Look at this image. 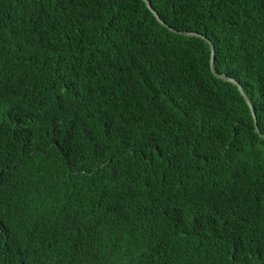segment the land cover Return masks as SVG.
<instances>
[{
	"label": "trees",
	"instance_id": "obj_1",
	"mask_svg": "<svg viewBox=\"0 0 264 264\" xmlns=\"http://www.w3.org/2000/svg\"><path fill=\"white\" fill-rule=\"evenodd\" d=\"M149 2L264 135V0ZM0 264H264V139L205 41L142 0H0Z\"/></svg>",
	"mask_w": 264,
	"mask_h": 264
},
{
	"label": "water",
	"instance_id": "obj_2",
	"mask_svg": "<svg viewBox=\"0 0 264 264\" xmlns=\"http://www.w3.org/2000/svg\"><path fill=\"white\" fill-rule=\"evenodd\" d=\"M143 3L145 4V7L147 8V10L154 16V18L156 19V21L161 25V26H164L166 27L170 32L174 33V34H178V35H181V36H184V37H193V38H199V39H202L203 41H205L208 45H209V48H210V71H211V74L218 80H221L223 82H226V83H230L232 84L233 86H235L240 94V96L242 97V99L244 100L245 104L247 105V107L249 108V111H250V114L252 116V119H253V124H254V131L255 133L261 137L262 139H264V135H262L260 133V131L258 130V127H257V119H256V116H255V112L253 110V107L251 105V103L249 102L248 100V97L247 95L245 94V92L243 91V89L241 88L240 84L235 81L234 79L230 78V77H227L225 75H219L216 73L215 69H214V58H215V50H214V46L213 44L207 39L205 38L204 36L200 35V34H197V33H191V32H178V31H175L173 30L172 28L168 27L160 18L159 16L157 15V13L152 9L151 7V4L149 2V0H142Z\"/></svg>",
	"mask_w": 264,
	"mask_h": 264
}]
</instances>
